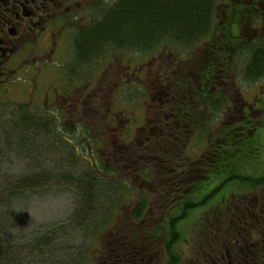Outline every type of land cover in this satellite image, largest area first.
Returning a JSON list of instances; mask_svg holds the SVG:
<instances>
[{
    "label": "flooded vegetation",
    "instance_id": "flooded-vegetation-1",
    "mask_svg": "<svg viewBox=\"0 0 264 264\" xmlns=\"http://www.w3.org/2000/svg\"><path fill=\"white\" fill-rule=\"evenodd\" d=\"M117 2L0 0V104L5 100L17 106V112L21 114L16 117L24 122L25 127L29 123H36V135L43 133L45 119L49 117L58 125L61 123L52 131V134L62 135L61 138L71 134L77 124H83L86 131L95 130L101 140L94 138V142L99 140L107 146L110 143L106 134H110L112 152H106V156H112V166L124 179L120 181L130 179L139 183L133 208L142 200L149 204L175 202V206H166L169 208L167 211H153L148 205L138 214L130 210V225L108 234L110 239L106 238L98 251L96 264H264V208L260 213H253L255 218L259 216L262 221L250 225L244 233L240 232L237 240L222 252H217L218 244L209 234L204 238L205 242L202 238L197 242L193 229V248L188 258L183 261L176 251L183 239L181 235L170 243L172 252L166 250L170 242L166 221L171 217L173 208L189 198L183 195L163 197L157 192L161 184L171 187L175 183L173 177L165 178L157 171L155 161L161 157L158 153L161 149L174 154L175 159H196L201 153L192 159L185 154V148L199 121L193 120L195 129L189 132L185 142L182 140L181 146H176V140L182 136L180 122L170 119L171 112H167L171 86L181 67L180 59L174 53L160 51L141 64L128 60L125 64L119 62L112 66L103 62L107 53L113 50L108 49L106 42L91 51L80 52L77 43L81 33L100 23L107 10ZM241 2L246 10L253 12L247 25L264 27V0H221L222 5L228 3L229 7ZM95 60L100 61L98 66L95 65L99 72L94 73L97 75L93 77L92 65ZM26 86H29L28 89ZM128 87L148 90L150 103L146 107V114L152 118L150 116L126 135L127 120L114 108ZM32 107H35L36 114L29 112ZM44 114L50 116L45 118ZM160 122L167 125L169 130L163 132ZM180 166L181 163H176L171 170L177 172ZM152 187H155L154 191ZM262 198L263 194L254 196L255 205ZM135 215L139 216L138 220L132 219ZM145 223L152 225L150 229L134 230ZM161 252L165 255L164 259L160 257Z\"/></svg>",
    "mask_w": 264,
    "mask_h": 264
},
{
    "label": "trees",
    "instance_id": "trees-1",
    "mask_svg": "<svg viewBox=\"0 0 264 264\" xmlns=\"http://www.w3.org/2000/svg\"><path fill=\"white\" fill-rule=\"evenodd\" d=\"M230 6L222 5L221 0H118L100 23L81 33L77 43L83 53L104 42L108 49L139 52L162 46L180 59L181 67L171 86L167 106L170 119L180 122L182 136L176 140V146H181L182 140L185 142L189 132L195 129L194 119L199 121L197 129L211 134L212 139L192 161L175 159L174 154L163 149L158 151L161 157L155 161L157 171L165 178L173 177L175 184L171 187L161 184L157 192L167 197L189 198L178 203L166 221L170 230V242L166 246L169 253L170 243L181 235L184 224L196 231L197 242L199 238L205 242L209 234L218 244V251L214 250L222 252L237 240L240 232L262 221L253 213L264 208V198L257 205L253 199L264 195V192L256 193L258 188H264V88L258 96L263 102L255 109L260 110L258 118L249 115L246 104L242 109L233 104V120L222 121L218 126L212 124L215 116H221L230 107L236 95L237 74L247 84L264 79V27L257 31L247 25L253 12L246 10L243 2ZM160 123L163 132L169 130ZM24 125L18 121L17 127ZM176 163L181 166L173 172ZM103 177L94 174L73 180L72 187L79 196V204L70 219L73 223L83 225L92 221L96 209L90 202L96 196L93 191L104 183ZM81 185L84 193H80ZM147 205L161 212L169 209L166 206L176 204L169 201L149 204L142 200L132 211L141 213ZM132 219L138 220L139 216ZM151 226L145 223L132 228L142 231ZM55 240L54 231L18 245L0 238V264L48 262L47 255L55 257Z\"/></svg>",
    "mask_w": 264,
    "mask_h": 264
},
{
    "label": "rangeland",
    "instance_id": "rangeland-1",
    "mask_svg": "<svg viewBox=\"0 0 264 264\" xmlns=\"http://www.w3.org/2000/svg\"><path fill=\"white\" fill-rule=\"evenodd\" d=\"M256 29L258 31L261 27L257 26ZM153 51L113 49L107 53L103 62L112 66L119 62L125 64L128 60L141 64L156 52H170L162 46ZM99 63V60H95L92 65L93 77L97 75L94 73L99 72ZM235 81L238 86L235 91L237 96H233L230 107L223 110L224 114L214 117L212 124L216 126L222 121L226 123L234 119L231 110L233 104L240 109L246 104L249 115L255 118L260 115V110L255 109L263 102L258 96L261 88H264V79L247 84L242 82L237 74ZM28 87L26 86V89ZM146 91L148 90L139 91L137 87H128L116 102L114 110H119L127 120L126 135L151 116L146 114V107L150 103ZM17 109V106L5 100L0 104V238L6 243L18 245L35 236L54 231L55 257L52 254L47 255L49 261L43 264H61L64 261H69L70 264H96L98 251L106 238H109L108 234L112 230H121L122 226L130 225L128 212L136 202L139 183L130 179L120 181L124 179L112 166V156H106V152H112L110 134H106L110 143L107 146L99 141L101 137L95 130L89 132L83 129V124H77L72 135L68 133L65 138H61L62 135L52 134L61 123L58 125L49 117L45 119L43 133L36 135L34 122L26 127H17V117L21 114ZM34 109L35 107H32L29 112L36 114ZM44 116L47 118L50 115ZM28 127L34 129L29 130ZM213 127H210L211 131ZM200 130L193 131L185 148V154L192 159L203 151L212 137L211 134ZM94 138L99 140L94 142ZM94 174L105 176L104 183H99L102 184L101 187L93 191L96 196L90 202L96 211L89 224L77 225L70 220L79 204V196L74 192L72 182L75 178ZM84 181L85 179L82 180ZM152 188L154 191L155 187ZM84 191L81 185L80 193ZM262 192L264 188L256 190L258 194ZM188 222L189 219L186 223ZM71 223L73 224L70 225ZM190 226L182 225L180 231L183 239L176 248L183 261L188 258L193 248V232ZM159 249L160 247L157 248ZM160 257L164 259V253L161 252Z\"/></svg>",
    "mask_w": 264,
    "mask_h": 264
}]
</instances>
